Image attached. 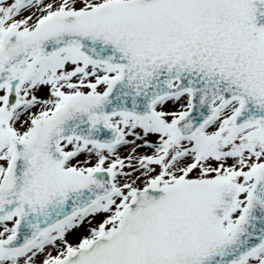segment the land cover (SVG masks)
Wrapping results in <instances>:
<instances>
[{
  "label": "snow or ice",
  "instance_id": "obj_1",
  "mask_svg": "<svg viewBox=\"0 0 264 264\" xmlns=\"http://www.w3.org/2000/svg\"><path fill=\"white\" fill-rule=\"evenodd\" d=\"M0 264H264V0H0Z\"/></svg>",
  "mask_w": 264,
  "mask_h": 264
}]
</instances>
